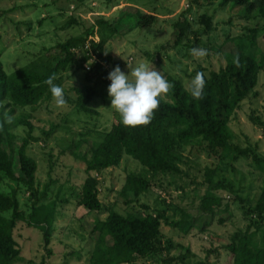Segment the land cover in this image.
<instances>
[{"label": "rangeland", "instance_id": "obj_1", "mask_svg": "<svg viewBox=\"0 0 264 264\" xmlns=\"http://www.w3.org/2000/svg\"><path fill=\"white\" fill-rule=\"evenodd\" d=\"M200 3L197 5L191 0H0V59L7 73L11 74L17 68L29 65L45 48L70 36L83 35L86 29L92 28L95 30L93 38L106 40L104 52L107 50L106 55L112 56V62L105 64L108 74L117 65L128 74L130 70L126 61L134 66L153 64L157 71H163L164 76L171 74L181 78L188 88L197 72H204L207 76L209 71L226 65L227 52H238V47L229 36L243 35L248 27L264 24L263 18L248 16L243 6L223 4L222 0H201ZM137 12L155 14L157 21L150 27H142L136 22L134 15ZM184 14L193 27L189 37H183L178 44L176 40L180 30L175 23L181 21ZM203 14L213 17V29L205 35H198L197 31L203 30L200 23ZM70 17H74L78 24L66 26ZM101 18L112 22L116 29L101 27L98 23ZM258 46L259 58L264 60V34L258 38ZM194 47L207 49L209 55L204 58L191 56L190 49ZM75 51L82 67L78 63L63 74L61 86L67 105L57 107L51 95L36 106L19 107L12 115L13 131L19 136H26L29 126L26 122L17 124L18 119L25 117L32 122L33 135L39 140L31 143L28 153L38 161L37 187L41 192L51 180L44 202H57L53 239L49 245L52 252L46 249L41 230L21 222L15 230L21 259L15 264H92L90 255L98 234L92 233L91 226L97 218L107 216L79 204L88 173L85 161L76 153L90 155L91 148L100 143L107 130L122 120L120 114L110 107L109 79L102 83L104 95L92 102L98 114L80 112L69 102L75 97L73 87L96 84L102 80L98 76L103 69L98 70L97 76L87 78L91 62L82 63L80 59L84 51ZM254 92L232 117L230 142L242 148L250 146L257 149L264 157V126L250 118L254 111V115L264 123V69ZM47 131L50 132L48 136L45 134ZM183 152L188 159V163L183 165V176L154 177L129 155H125L116 167L101 174L94 171L90 174L100 179V196L106 205L115 204L119 210L139 216L165 211L170 220H179L182 210H185L194 217L195 227L188 233L164 224L165 235L182 245L173 250L172 255L182 251L188 255L185 259L187 264L198 261L232 264L226 245L235 231L249 229L251 222L241 202L233 198L238 194L246 199V207L249 206L250 201H255L261 192L264 174L251 158L240 156L234 159L230 149L224 152L222 158L209 156L197 147H186ZM206 166L217 167L219 178L233 183L236 190V193L230 189L218 191L229 203L230 210L216 211L215 217L202 215L199 210L201 197L207 190ZM130 173L147 177L151 181L149 191L138 197L133 193L125 197L121 190ZM0 186L6 193H16L25 213L32 210L34 201L25 185L4 177ZM4 214L10 217L12 211ZM221 217L224 223L218 222ZM254 229L250 228V232ZM261 237V232L255 236L259 244H262ZM154 263L151 259H140L135 264Z\"/></svg>", "mask_w": 264, "mask_h": 264}, {"label": "trees", "instance_id": "obj_2", "mask_svg": "<svg viewBox=\"0 0 264 264\" xmlns=\"http://www.w3.org/2000/svg\"><path fill=\"white\" fill-rule=\"evenodd\" d=\"M201 0H191L194 4H201ZM223 4L243 6L248 16L264 19V0H222ZM136 22L142 27H150L156 21L155 14L137 12ZM101 27L115 30L116 26L103 18L98 20ZM203 25L198 35H205L213 29V17L203 14L200 17ZM78 24L74 17H70L66 26ZM180 30L176 42L179 44L183 37H189L193 23L184 14L183 19L175 23ZM95 30L88 28L85 34L70 36L59 41L45 51L29 65L17 68L8 74L0 59V121L4 113L12 116L19 107L36 106L52 94L44 83L52 73H56L57 85H62L63 74L78 64L76 49L83 50L81 62H91L87 78L97 76L98 70L102 80L96 84L75 86L73 99H69L75 108L87 114H98L92 106L95 98L104 95L102 83L108 81V70L105 64L112 62V56L106 55L104 47L106 40L93 38ZM264 34V24L248 27L247 32L237 37H228L235 42L238 52H227V63L219 70H211L205 76L206 86L204 98L195 100L187 91L181 78L166 74L165 78L174 85L165 99L161 100L159 109L154 113L151 123L136 128L127 127L118 122L110 127L100 143L92 147L90 155L76 153L77 157L86 163L88 176L82 187L79 204L92 211L105 213L107 216L97 218L91 226L92 233H97L94 248L91 251L92 264H135L140 259L154 260V264H187L188 255L179 251L172 255L179 245L173 238L164 233V224L188 233L195 227V218L185 210L179 220H170L165 211L147 212L139 216L130 211H121L114 205H106L100 196V179L92 171L101 174L103 171L118 166L125 155L133 157L144 165L152 174L183 176V165L188 163L187 155L183 152L186 147L201 148L209 156L222 158L228 149L232 151L234 159L240 156L251 158L254 165L264 174V157L257 149L250 146L242 148L233 145L231 120L242 103L255 94L259 85L260 73L264 69V60L259 58L260 49L258 38ZM87 42L90 46L85 48ZM54 51V52H53ZM56 52V53H55ZM239 54L240 67H235L233 59ZM81 64V63H79ZM82 67V64L79 65ZM250 118L262 127L264 123L260 117L252 112ZM26 122L29 131L26 136H19L13 131V123L5 124L0 131V181L6 177L16 183L26 186L33 199V207L29 213L21 209L16 193H6L0 186V264H15L21 259V248L15 236L19 223L42 231L44 245L49 253V245L53 239L54 222L56 220L57 202H44L52 181L45 185L43 191L37 187V159L28 153L30 145L39 138L33 135V124L25 117H20L17 124ZM52 127L51 129H53ZM48 136L50 132H45ZM72 148V146L70 147ZM205 182L207 190L201 197L199 210L202 215L216 216V211L227 212L230 205L218 191L230 189L236 193L233 183H226L219 178L217 167H205ZM151 181L140 174L130 173L126 176L122 187V194L128 197L133 193L138 197L149 191ZM241 202L251 222L249 229L237 230L226 245L229 261L232 264H264V177L261 192L255 201H250L246 207V199L238 194L233 198ZM133 202V200H129ZM12 211L10 217L4 212ZM221 217L219 223H224ZM255 227L250 232V228ZM204 228V227H203ZM261 232V243L255 241V236ZM194 264H207L198 261Z\"/></svg>", "mask_w": 264, "mask_h": 264}, {"label": "clouds", "instance_id": "obj_3", "mask_svg": "<svg viewBox=\"0 0 264 264\" xmlns=\"http://www.w3.org/2000/svg\"><path fill=\"white\" fill-rule=\"evenodd\" d=\"M190 55L204 58L209 55V51L194 47L190 49ZM126 63L130 70L128 74L121 71L118 65L108 74L107 79L111 81L107 90L111 99L110 107L120 114L125 126L132 128L146 126L151 123L161 100L165 99L174 85L165 78L163 71H157L153 64L140 63L139 66H134L127 61ZM233 64L237 68L240 67L239 54L234 57ZM205 76L204 72H197L190 81L187 91L195 100L204 98ZM57 79V74L52 73L44 83L49 87L55 105L62 108L67 105V99L64 88L55 83ZM13 121L14 117L5 112L3 121H0V131L5 124H12Z\"/></svg>", "mask_w": 264, "mask_h": 264}, {"label": "built area", "instance_id": "obj_4", "mask_svg": "<svg viewBox=\"0 0 264 264\" xmlns=\"http://www.w3.org/2000/svg\"><path fill=\"white\" fill-rule=\"evenodd\" d=\"M89 46H90V42H87L85 48H88Z\"/></svg>", "mask_w": 264, "mask_h": 264}]
</instances>
